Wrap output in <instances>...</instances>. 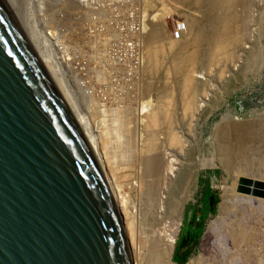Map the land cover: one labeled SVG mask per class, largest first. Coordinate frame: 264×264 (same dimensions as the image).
<instances>
[{"label":"bare ground","instance_id":"bare-ground-1","mask_svg":"<svg viewBox=\"0 0 264 264\" xmlns=\"http://www.w3.org/2000/svg\"><path fill=\"white\" fill-rule=\"evenodd\" d=\"M6 1L8 5L13 8V1ZM68 1L65 0V8L67 11L79 8L78 11H82L83 15L87 17L92 12L95 14L99 10L98 7L102 6L98 5L95 7L98 0H80L82 5L86 4L88 6L87 8L85 5L84 8H82L83 6L81 7L80 4ZM155 1L161 2V8L158 12L146 19L144 34L143 24L140 25L141 28H139L138 34H136L138 43L135 44V41L132 39L133 47H139L141 43L144 45V53L142 55L140 54L139 58L141 59H138L137 62L138 67L133 70H141L144 72L143 76L145 80L143 81V89L145 92L150 91L152 81L149 79L152 78L155 72L157 73V71L162 68V70L166 71H163L164 76L167 75V77H169L170 71L173 70L172 74L174 73L173 76L176 77L175 84L179 96L176 94L177 92L175 93L177 90L174 88L175 85L164 80V87L160 89L154 100L143 99V121L139 129L140 138L138 137L142 140V143L139 147L134 144L138 136L137 135L135 138L136 134L134 132L138 126L134 125L136 114L134 107L131 105H122V107L120 106L110 111L105 108L106 106L101 104L98 105V110L96 109V111L93 110L92 106V109H90L91 113L89 114L91 116L89 118L77 105L74 97L68 93V88H64V83L60 78V74L56 72L49 60V55L47 54L48 46L51 44L53 48L55 47L61 53L59 56L60 61L70 65L74 71L81 70L82 73L87 70L89 71V69H87L89 68V64L87 62L84 63L81 66L82 68L75 66V64H79L78 62L75 64L73 63L77 60L75 57L76 54L69 52L67 46L65 47L63 43L61 45L63 50L58 48V44H56L55 40L57 39L55 38V35L57 36L56 31L54 30V35L50 32L53 27H50L49 30L46 31L48 34L47 37L49 38H45L43 32V39L46 45L43 46L38 40L33 41L32 34H29L25 27L26 25L24 26L22 22L23 19L21 20V17H17L27 37L45 63L50 75L57 82V87L71 110L74 112L100 162L111 192L118 204L125 232L131 247L134 264H176L173 260L176 232L179 230V222L182 220L185 213L186 203L189 198L192 197L193 191L195 190H193V185L196 181V174L191 175V172L186 169V165L189 167L192 161L194 162L195 145L191 143L186 145L184 143L182 140L183 135H180L176 130V124H179V122L188 115L193 116L196 110V92L200 81L195 75L193 68L201 60L208 64H219L221 67L223 66L220 75L221 77L223 76L222 71L226 67V62L234 59L236 49L242 45L245 38L246 16L245 14L243 15L235 11L234 8H236L235 6L237 5H241L242 11H246L250 7V0H143L144 9L147 10L149 7L152 8ZM102 2H104V0H99L98 3L104 4ZM94 3L95 5L90 6ZM52 4V7L56 6V2L52 1ZM185 4H191L196 8L192 11L185 9V12H183L184 8L182 5L184 6ZM168 6H171L173 10L177 9L178 12L181 11V13L186 16V25L181 28L180 38L177 39H173L168 35L164 23V19L169 10ZM91 9H96V12ZM106 10H109V8H100L97 12L99 14L97 16H100L98 17L99 19L107 16L108 13H106ZM16 13L18 14V9ZM95 35H98L101 39H106L109 43L110 36H108L107 32L104 34L97 32ZM102 35H106L107 37H103ZM248 48L249 50H243L247 51V53H251L250 57L252 63L248 64L246 67L254 65L256 62V56H254L255 54L253 53L255 52L254 46L253 48L251 47V49L250 47ZM65 50L69 53V56L67 55L66 58L63 55V51ZM169 61L171 62L172 69L170 68V70L167 68L166 70L164 66L170 64ZM94 73L97 75L99 72L97 70V73L95 71ZM173 76L171 77L173 78ZM98 79L101 80L100 77ZM91 100L92 99H90V101ZM215 101L213 95L209 96V99H207L204 105L206 111H211ZM96 104L93 105L96 106ZM111 115H114L113 121ZM188 126L189 129H191V122H189ZM263 130V119L237 120L229 118L223 120L217 129L216 139H218L221 158L223 162H225L227 170L240 173L245 171L254 173L264 172V169L261 167L257 166L258 169H255L252 167L253 165L249 166L248 164L250 152L253 150L250 144L251 140L257 138V143L264 147ZM161 138H166L168 148L173 151H170L173 154L167 153L166 150L159 146V140ZM137 145H139V143ZM176 156L179 158L176 159ZM260 162L261 161H259V163ZM175 164H177V167H175ZM254 181L264 182L263 180ZM189 183H192V190H188ZM132 185L137 186L136 188L139 189L143 198L142 203H144V205L142 207H144V212L141 214L140 218L137 217V210H135V206L131 204L129 200L130 197L128 198L129 195L126 192L127 188H130ZM164 185L165 187L163 189ZM239 185L237 188L239 192L254 195L251 192L247 193L239 190ZM253 187L256 186L252 185V188ZM162 189L164 190L162 192L165 196L159 199ZM229 191L231 192V190ZM226 195L229 197L228 194ZM222 196L225 197L224 194ZM231 197H229L228 200L235 199H230ZM258 197L264 198V195ZM225 203L226 202H224V204ZM260 203L261 202H259V204ZM223 207L220 208L223 209ZM141 209L143 210V208ZM224 210L226 211V209ZM169 214L176 218L177 223L173 221L174 224L171 228V224H169V229H165L167 225H163V227H165L164 229L154 228L158 217L164 215V219V217ZM167 221L168 220H166L165 223L168 224ZM158 226L160 225L158 224ZM196 260L194 261V259H192L188 264H194Z\"/></svg>","mask_w":264,"mask_h":264},{"label":"rangeland","instance_id":"rangeland-1","mask_svg":"<svg viewBox=\"0 0 264 264\" xmlns=\"http://www.w3.org/2000/svg\"><path fill=\"white\" fill-rule=\"evenodd\" d=\"M12 1L13 8L11 9L15 12L16 17H21V20L23 19L22 22L24 26L26 25L25 27L29 34H32L33 41L38 40L43 46L46 45L43 39V32L45 38H49L47 37L48 34L46 31L49 30L50 27H53L50 32L54 35L56 31L57 36L55 35V38L57 39L55 40L56 44H58V48L63 50L61 46L63 43L65 47L67 46L69 52L76 54V62L82 61L89 64L88 72L92 80L91 83L87 80V89L90 90L89 92H92L90 93L91 95H94L91 97L88 96L89 99H92L91 101L82 97L81 100H78L80 102L77 104L78 106L80 105L79 107L89 118L91 116L89 114L91 113L90 109H92V106L93 110H98V105L103 104L106 106L105 108L110 111L120 106L122 107V105H131L134 107V111H136L134 125L138 126H134L136 127L134 132L136 134L135 138L138 135L134 144L138 147L141 146L142 140L139 139V129L143 121V99L154 100L160 89L164 87V80L175 85L174 88L175 90L177 89L175 84L176 77L173 76L174 73L172 74L173 70H171V62L169 61L170 64L164 66L166 70L167 68H171V73L168 75L169 77H167V75L164 76V72L166 71L162 70V68L159 69L157 73L155 72L152 78L149 79L152 81L150 91L145 92L143 89V81L145 80L143 76L144 72L142 71V76H140V78L135 77L131 82L133 77L130 76V72L126 65H121V70L116 69L114 66L113 63L119 62L116 60L111 50V42L108 44L106 39H101L95 34L97 32L100 34L107 32L110 39L116 38L113 28L117 31L118 27L125 29L130 23L125 18L128 12L133 8L137 9L139 12L144 34L146 19L158 12L161 8V2L155 1L153 7H149L151 9L148 8L145 10L144 2H142L143 0H104V2H102L104 4H100L101 2L98 3V0L96 5L94 3L90 6L95 5L96 7L102 5L98 7L99 10L101 7L109 8V10H106V13H108L105 17L106 19L102 15L103 18L99 19L98 17L100 16H97L99 15L97 13L99 10L96 12V9H91L96 13L94 14L92 12L88 17L83 15L82 11H80V13L78 11L79 8L67 11L65 8V0ZM52 1L56 2L55 7H52ZM69 1L80 4L81 7L83 6L82 8H84V5L86 8L88 7L86 4L82 5L80 0ZM185 5H182L184 8L183 12H185V9L192 11L196 8L191 4V6L189 4ZM168 7L169 10L164 19V23L168 35L173 39H177L180 38L181 28L186 25V16L181 13V11L178 12L177 9L173 10L171 6ZM235 7L234 10L240 12V14H245L247 20L245 38L242 45L236 49L234 59L226 62V67L222 71V77L220 75L223 66L221 67L219 64H208L201 60L195 65L193 71L200 81L196 92V110L193 116L188 115L184 117L179 124L177 123L178 125L176 124V130L180 135H183L182 140L184 143L186 145L189 143L195 145L194 162L192 161L189 167L186 165V169L191 172V175L196 174V181L193 185L194 188L191 187L192 183H189L188 190L191 188L195 190L193 191L192 197L189 198L186 203L185 213L182 220L179 222V230L176 232V243L173 252V260L175 263L176 261L178 263L183 262L186 249L191 251L194 250L193 253L186 257L183 262V264H185L189 257L198 253V247L202 245L209 260L217 264H264V198L241 193L237 190L242 177L264 181V172L254 173L245 171L240 173L227 170V166L221 158L218 139H216L217 129L223 120L229 118L237 120H264V0H250L248 11H242L241 5ZM17 9L19 16L16 13ZM116 13H118V16H122L123 19H121V17L115 20L114 16ZM102 36L107 37L106 35ZM253 46L255 49L253 53L255 54L254 56H256V62L254 65L246 67L248 64L252 63L250 57L251 53H247V51L244 50H249L248 47L251 49ZM141 51L144 53L143 44ZM63 55L66 58L67 55L69 56V53L65 50L63 51ZM100 68L108 69L110 74L109 81L105 75L103 76L100 73ZM97 70L99 73H97ZM94 71L97 75H95ZM97 76L98 78L100 77L101 80L98 79ZM171 76H173V78ZM103 81L106 82V85L109 84V86H101V84L104 83ZM90 84L91 88H89ZM117 87H124V93L122 95H119L120 93L117 92ZM104 89L107 91H103ZM101 91H103L102 103L98 95ZM175 93L179 96L178 89ZM211 94L216 101L211 111H206L204 105L207 99H209V96H212ZM93 104H96V106ZM111 116L113 121L114 115ZM189 122L192 124L191 129H189L188 126ZM262 136H264V133ZM159 141V146L166 150L167 153L173 152L168 148L166 138H161ZM138 143L139 145H137ZM250 144L253 150L250 152L251 154L248 158L249 166L253 165L252 167L255 169H258V167L264 169V147L257 143V138L251 140ZM175 158L177 159L179 157L176 156ZM258 160L261 162L259 163ZM175 167H177V164H175ZM132 186L127 188L126 192L129 195L128 198L130 197L129 200L131 204L135 206V210H137V217L140 218L141 214L144 212V207H142L144 205V203H142L143 198L139 189L136 188L137 186ZM164 187L165 185L163 189ZM163 189L161 192L164 191ZM228 189L231 190V192ZM223 194L225 197L222 196ZM226 194H228L229 197L232 196L230 199H235L228 200L229 197H227ZM164 196L162 192L159 199H162ZM224 202H226V205ZM259 202H261V205ZM222 204H224V207L221 206ZM140 207L143 208V210ZM220 207H223V209ZM224 209H226V211ZM163 216L164 215L158 217L154 228L164 229L165 227H163V225H167L165 229H169V224H171V228L174 224L173 221L177 223L173 215L169 214V217L165 216L164 219ZM166 220H168V224L165 223ZM158 224L160 226H158ZM190 230H193L194 233L198 232V234L195 237V233V238L193 237L192 241L186 243L185 237Z\"/></svg>","mask_w":264,"mask_h":264},{"label":"water","instance_id":"water-1","mask_svg":"<svg viewBox=\"0 0 264 264\" xmlns=\"http://www.w3.org/2000/svg\"><path fill=\"white\" fill-rule=\"evenodd\" d=\"M239 190L263 196L264 182L241 178ZM0 264H134L100 162L6 0H0Z\"/></svg>","mask_w":264,"mask_h":264},{"label":"built area","instance_id":"built-area-1","mask_svg":"<svg viewBox=\"0 0 264 264\" xmlns=\"http://www.w3.org/2000/svg\"><path fill=\"white\" fill-rule=\"evenodd\" d=\"M121 17L122 16H118V13H116L114 16L115 20ZM121 19H123V17ZM125 19H127V21H129L130 23L126 26L125 29L118 27L119 32L113 28V31L115 32L114 36H116V38L109 39L110 40L109 43L111 42V47H112L111 50L113 51V54L116 60H118L119 62V63H113L115 68L121 70V65L123 64L126 65L130 72V76L133 77V79H131V82H132L135 77L140 78V76H142L141 70L139 71L133 70L134 68L138 67L137 66L138 59H141L139 58V56L140 54L141 55L143 54L141 51L142 43L139 47L138 46L133 47L132 45L133 40L135 41V44L138 43V41L136 40V34H138L139 28H141L140 25L142 24H141V20L139 17V12L135 8L131 9L128 12L127 17ZM47 54L49 55V60L52 63L54 69L56 70L58 74H60L61 76L60 78L62 82L64 83L63 85L64 88L65 89L68 88L67 89L68 93L74 97V100L77 102V104H78V100H81L82 97H84V99L87 98V100L90 101L88 96L91 97L94 94L91 95L90 93L92 92H89L90 90L87 89L88 88L87 80H89V83H91V80H92L89 75L88 70L84 71L83 73L81 70L74 71L70 65L61 62L59 59V56L61 55V53L55 47L53 48L51 44H49L48 46ZM73 63L75 64L76 61H74ZM78 63L79 64H75V66H79L80 68H82L81 66L85 62L81 61ZM100 72L103 76L105 75L109 81L110 74L108 72V69L100 68ZM105 85H106V82L101 84V86H105ZM106 86H109V84H107ZM89 88H91V84L89 85ZM117 88H118L117 92L120 93L119 95H122L124 93V87H117ZM103 91L106 92L107 90L104 89ZM103 91H101L98 94L101 100L99 101L101 103H102ZM192 259H194V261L197 259L194 264H217L209 260V258L206 256L203 250L202 245L198 247V253L192 257H189L185 264H188Z\"/></svg>","mask_w":264,"mask_h":264},{"label":"crops","instance_id":"crops-1","mask_svg":"<svg viewBox=\"0 0 264 264\" xmlns=\"http://www.w3.org/2000/svg\"><path fill=\"white\" fill-rule=\"evenodd\" d=\"M199 212H202V211H199ZM194 234H195V233L193 232V230H190V232H189V233L187 234V236H186L187 238L185 237V242L188 243L189 241H191L192 238L194 237ZM192 249H193V248H192ZM189 251H190V254H191V253H193L194 250H192V251L189 250ZM184 261H185V258H184L183 262H184ZM183 262H182V263H178V262L176 261L177 264H183Z\"/></svg>","mask_w":264,"mask_h":264},{"label":"trees","instance_id":"trees-1","mask_svg":"<svg viewBox=\"0 0 264 264\" xmlns=\"http://www.w3.org/2000/svg\"><path fill=\"white\" fill-rule=\"evenodd\" d=\"M195 233H196V235H195V237H196L197 234H198V232H195ZM195 237H194V238H195ZM192 240H193V238H192ZM192 240H191V241H192ZM185 253H186V254H185V259H186V257H188V256L190 255V251H189L188 249H186ZM175 257H176V256H175ZM175 261H176V258H175Z\"/></svg>","mask_w":264,"mask_h":264}]
</instances>
